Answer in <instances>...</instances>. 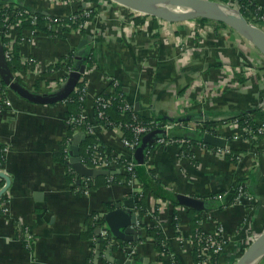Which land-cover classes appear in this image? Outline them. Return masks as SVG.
Masks as SVG:
<instances>
[{"label": "crops", "instance_id": "obj_1", "mask_svg": "<svg viewBox=\"0 0 264 264\" xmlns=\"http://www.w3.org/2000/svg\"><path fill=\"white\" fill-rule=\"evenodd\" d=\"M235 1L239 5L240 0L229 3ZM254 1L264 6V0ZM8 4L58 15L84 6L77 1L0 0V8ZM95 4L94 16L83 31L73 29L61 37L43 32L31 37L28 29L23 32L27 39L18 43L20 63L15 69L10 66L14 77L33 92L52 93L50 81L63 74L60 69L69 53H74L77 69L85 64L82 57L92 53L95 67H85L84 72L93 68L86 75L93 93L101 94L111 78L117 79L141 115L179 120L172 132L174 141L156 142L146 165L166 189L204 202L205 207L198 213L199 225L206 232L221 229L227 244L219 264H234L239 246L248 244L246 239L252 233L249 228H253L254 235L264 228V153L258 140L242 141L234 135L239 131L237 127L225 129L223 124L242 112L262 107L264 56L228 25L193 20L165 22L148 14L137 15L129 7L111 1L98 0ZM36 61L59 67L56 72L40 69L30 73L39 68ZM8 88L6 85L5 94L0 95V172L10 177L9 187L0 196V264H127L118 247L121 239L108 232L114 237L110 243L98 235L97 229L91 237L85 233L91 216L102 218L105 225L104 216L117 203L135 208L132 193L142 190L141 182L106 183L88 193L79 192L88 177L75 171L76 182H72L66 164L59 159L71 129L72 135L64 144L69 163L76 135L73 125L67 123V104L31 102ZM2 99H11L12 106ZM92 102L88 100L86 106L94 117ZM207 125L213 126L217 134H212L219 137L223 129L233 134L226 144L230 149L243 150L237 162L228 160L217 146H204L189 137L193 130L202 131L203 141ZM182 133L190 140L186 144L176 137ZM94 134L109 157L133 158L137 165L135 152L123 146L117 129L102 126ZM89 135L79 140L81 159L80 148ZM108 170L113 174L107 175L126 174L121 165ZM238 181L246 192L227 204L228 192ZM6 183L0 176V190ZM218 199L224 201V207L208 206ZM159 200L152 197L149 207ZM169 202L172 210L179 208L181 213L178 234L171 231V213L167 210L162 215L170 248L182 264H195L194 246L181 240L193 235L190 207ZM106 203L113 206L107 208ZM143 233L145 230L140 236ZM127 242L138 244L140 259L155 262L153 239Z\"/></svg>", "mask_w": 264, "mask_h": 264}, {"label": "built area", "instance_id": "obj_2", "mask_svg": "<svg viewBox=\"0 0 264 264\" xmlns=\"http://www.w3.org/2000/svg\"><path fill=\"white\" fill-rule=\"evenodd\" d=\"M57 1H62V2H65V1L75 2V1H77V3L84 5L81 9H78L76 11H70L66 15H58V14H50V13L44 14L43 13L44 16L46 17L47 21H48L47 22L48 27L51 30L53 29L57 33H66L67 32L65 30V28L68 27L69 25L67 23H65L66 19L76 21V20H78L79 16H90L93 12V7L96 5L95 3L89 2V0H57ZM106 2H109V1L106 0ZM111 2L116 3L112 0H111ZM104 4H107V3H104ZM229 4L235 8H239L238 4H233V5L231 3H229ZM8 5H5V6L0 8V21L3 20V23L0 24V38L2 41L3 48L5 50V56H6L7 60L10 62L13 60V58L15 56V50H14L15 44L17 42L20 43V42L25 41L27 39L25 37V35L23 36V32L25 33V31L27 29H23L21 31L22 35L18 31V29H20V27L23 23V18H20L19 16L21 14H25L26 16H29L32 18V22H35L39 12H36L34 10H31V9H28L25 7H20L18 5H16V6L14 5L13 7H10V6L8 7ZM129 9H130V11H132L133 13H135L137 15H145L144 13H141L137 10H134L131 8H129ZM259 10H263V13H261V14L255 13L252 15V18L249 20L264 28V6L261 5L259 7ZM89 22L90 21H84L82 23L80 22L78 28H75V30H78V31L85 30L86 28L89 27ZM28 32L31 35V37H33L36 33L35 31H33L31 29H28ZM68 61H70L69 56H67V62H63L64 66L61 67L62 69H60L61 73L63 72V74L60 75V77L55 78V79L50 81L49 87H50V90L52 92L59 90L67 82L70 74L77 69V66H74L73 63H69ZM23 62L25 64L29 63V61L26 59H23ZM36 62L38 64L39 68H37L36 70H34V69L29 70L30 73H36L37 70H40V69H42L43 71H54L55 70L54 72H56V69L58 68V67H56V64L51 65L48 63H42L40 61H36ZM91 66L95 67V64H92V65L86 64V67H91ZM92 70H93V68H87L86 71L81 74L79 82L76 85L73 92L77 93L79 95V98L82 101H86V103L88 100L92 99L93 102L91 104H93L94 108L97 107L98 109H97V113H96V110L94 109L95 116L93 117L90 113L89 105L88 106L84 105L78 116L67 117V123L71 126L73 125V127H74L73 130L76 134L82 133L84 135H87V134L96 133L97 129L102 127V125L100 124L101 123L100 120H107L106 109L113 103V101L115 99L120 97V99L122 101V103L120 105L121 110L123 112H125V111L131 112L132 111L133 112V118L135 119L134 122L129 124L130 131H131L130 135H127L123 131L122 124H112V126H111V128L118 130L119 136H120V141L125 148H128L131 152H135L136 149L138 148V146L140 145L143 137L146 134H148L151 131L158 129V128L163 129L164 135L159 137L156 140V142L166 143L167 141H174L172 136H171V129L173 127V124L160 122V121H157L155 119H151L150 121H137L138 120V114L136 113L137 109L135 108L133 103L127 99V97L124 95V93H119L116 96V94H117L116 87H118L120 85L119 80L111 78L110 79L111 81H109L110 83H109L106 91L102 92L101 94L93 93V91L89 87V82L86 78V75L89 72H91ZM17 74L19 75L20 72H17ZM0 81H1V78H0ZM3 93L5 94V89L0 93V95H3ZM67 99L63 102L67 103ZM2 102L7 106H12V104H13L11 99H2ZM91 104H90V106H91ZM261 108L264 112V102H263ZM223 126L225 129L228 126H230L231 128L233 126L237 127L239 129V131L234 135H235V137L241 139L242 141L251 142L252 139L257 140V138H255L254 136H251V135H253L252 134L253 131L250 132L247 128L239 127L237 120H233V119L227 120V121H225ZM108 128H110V127H108ZM225 129H223V132H221L220 136L227 140L228 136H230V135H228V132L225 131ZM212 130H215V128H212ZM217 131L218 130H216V132ZM257 131H258V133H261L264 135V119L259 122ZM249 133H251V134H249ZM248 135H250V136H248ZM189 141H190L189 139H179L180 143H185V142H189ZM257 144H259V146L262 147V149H264V140L263 141L261 140L260 143H257ZM153 145H151L147 149V151L145 153L144 163H147L148 159H150L152 149H153V147H152ZM218 152H221L224 154L225 152H231V149L226 144L225 147H218ZM121 159H122V157H109L107 155V153L101 148V144L96 142L92 147V153H91L89 160H90V163L92 164V166L95 168L110 169V168H112L113 165H121L124 167L126 174L132 173L130 181L128 182V184L140 185V181L136 177V174L134 172L135 167H136L134 159L133 158H126L123 161ZM81 160L85 165H87L86 164L87 161L85 159H81ZM83 183H84V188L89 190V186L91 185L90 178H86ZM138 192H140V191H138ZM244 192H246L244 190V188L240 187L239 188V196L237 197V199H239L244 194ZM245 195H247V194H245ZM249 198H251V197H249ZM157 203H159L158 215L155 212V210H156L155 206L152 208L149 207L146 217H149L150 221H147L141 225H138V229H139L138 241H140L142 237L147 236V230H146L147 228L146 227L151 226L153 224L155 225L156 221L158 222L159 226L162 228L163 232L167 236V233L163 228V226H165L166 222L164 221L163 216H162L165 214L164 212L167 210H168L167 212L171 213V217H172L171 225L173 226V230L171 229V231H175V233H177V234L180 232V230H181V224H180L181 215L180 214L181 213L179 211V208L172 210L170 208V207H172V204L169 201H165V200H159V201H157ZM133 209L137 212V214L139 213L137 210V207H135ZM185 210H186V207H185ZM142 218L144 219L145 217H142ZM174 220L176 221V224L173 222ZM200 220L201 219H199V223H200ZM99 228H101V230L98 233V235L108 239V241H110V243H111L112 238H114V237H109V233H108L107 229L105 228V225H101ZM144 230H145V233H143L144 235L140 236L141 232H143ZM249 230L251 232H253L252 228H249ZM250 236H253V238H251ZM250 236L247 237V239H246L248 244L245 246H247V247L250 244L249 242L250 241L252 242L253 239H255V237L257 235H254V232H253V234H251ZM218 237H221V238L219 239ZM146 239H152V238L147 237ZM146 239H144V240H146ZM94 240L96 242L97 238H95ZM181 240L184 241L186 244H192V246H194V247L196 246L195 243L197 242V245L199 248V253H200L199 255L202 258L201 261L198 262V264H207V262L210 261L211 252H220V253L224 252L226 249V244H227V239L224 236H222L221 229L218 230L217 232H206L204 229H202L200 227V225L198 227V231L194 235L189 236V239H183L182 238ZM118 247H119L120 253L123 254L127 258V260L136 261V262H138L140 260V258H139V247H138L137 243L129 242L127 244H118ZM176 256L177 255L174 252L164 254L163 260H162L163 264H180L176 261Z\"/></svg>", "mask_w": 264, "mask_h": 264}, {"label": "water", "instance_id": "obj_3", "mask_svg": "<svg viewBox=\"0 0 264 264\" xmlns=\"http://www.w3.org/2000/svg\"><path fill=\"white\" fill-rule=\"evenodd\" d=\"M118 4L137 10L141 13L148 14L169 22H183L197 18H206L212 21L221 22L241 36L250 41L264 56V28L250 21L239 8L219 0H112ZM86 65L80 64L78 69L70 74L67 82L57 91L52 93H37L22 85L10 69L9 62L5 56V50L0 40V78L12 91L17 95L35 103L52 104L65 101L74 91L79 82L81 74L84 72ZM164 135L161 128L155 129L146 134L140 145L135 151V160L137 164H143L147 149L153 145L156 140ZM84 134H76L70 146L69 155L72 167L78 175L93 178L99 175L113 174L108 169L89 167L85 165L79 155L78 143ZM203 141L217 147H225L227 140L215 134L207 132ZM0 176L7 181L6 185L0 190V196L7 190L10 184V177L4 172ZM80 182V179L78 180ZM147 182L155 188H158L162 194H166L163 188H159L154 182L147 179ZM165 196V195H164ZM166 197V196H165ZM168 197V195H167ZM169 199L189 206L190 208L203 209L205 204L199 198L189 195L171 192ZM195 203H198L195 205ZM201 204V206L199 205ZM105 228L117 239L124 241H135L139 239L138 225L144 223V220L133 208L122 206L117 203L114 208L104 216ZM101 228L96 231L100 232ZM100 238H98V242ZM99 247V243L97 244ZM99 252V251H98ZM99 254V253H97ZM264 257V231L248 245L244 252L237 258L234 264H256ZM143 264H149L145 259ZM127 261V264H142V262Z\"/></svg>", "mask_w": 264, "mask_h": 264}, {"label": "trees", "instance_id": "obj_4", "mask_svg": "<svg viewBox=\"0 0 264 264\" xmlns=\"http://www.w3.org/2000/svg\"><path fill=\"white\" fill-rule=\"evenodd\" d=\"M97 1L98 0H89V2H92V3H97ZM109 1H111V0H109ZM221 1L225 2L227 4H229V2H230V0H221ZM9 6L13 7L14 5L9 4L8 7ZM260 6L261 5L256 3L254 0H240L239 1V8L248 19H251L252 15L255 13H259V14L263 13V10H259ZM94 8L95 7H93V12L90 16H79L78 20H76V21L66 19L65 23H67L69 26L66 27L65 30L71 31L75 28H78L80 22L82 23L84 21H90L92 19V17L94 16V12H95ZM19 17L23 18V23H22L20 29H18V31L20 33L23 29H31V30L35 31L36 34L43 32V33H46L47 35H50V36H58V37L64 36V34L57 33L56 31H54L53 29L51 30L48 27V25H47L48 21H47V19L43 13H40V12L38 13V16H37L35 22H32V18L29 16H26L25 14H21ZM195 20L199 23H202V24H204L206 22H215V23H218L219 25H226L224 23L212 21V20H209L206 18H197ZM2 23H3V20L0 21V24H2ZM18 47H19V44L17 42L16 45L14 46L15 56H14L13 60L9 62V66H11V69H15L16 66H18L20 63V59H19L20 55H19V48ZM68 56L70 57V63H73L74 66H77L78 65L77 59L74 58V53L70 52ZM82 58H83V62L85 64L86 63L91 64V65L95 64L94 57L92 56V53L85 54ZM63 59H64V57H63ZM56 67H59V64L56 65ZM5 86L6 85L1 80L0 81V91H3L5 89ZM116 91H117L116 96L119 93H124V95L126 96L124 90L120 86L116 87ZM121 103H122V101H121L120 97L115 99L113 101V103L106 109L107 120H100V122H101L100 124L102 126H105V127H111L112 124H122L123 131L127 135H130L131 131H130L129 124L134 122L135 119L133 118V112L132 111L131 112L130 111L123 112L121 110V108H120ZM66 104L68 107L67 108V114H66L67 117H73V116L79 115L82 107L84 105H86V101H82L79 98V95L77 93L72 92L70 94V96L68 97ZM94 109L96 110V113H97L98 108L96 107ZM136 113L138 114V120L137 121H150L151 119H155V120L160 121V122L173 124V127L171 129V136L173 135L172 134L173 129L178 127L180 124L179 120H175V119L170 120L169 118H167L165 116H161V115L144 116V115H141L138 111H136ZM231 119L237 120L239 127L247 128L250 132L253 131V133H252L253 135H251V136H254L255 138H257L259 143L261 140L262 141L264 140V135L261 133H258V131H257L259 122L264 119V112H263L262 108L254 109L251 112H242V113L238 114L237 116L231 117L228 120H231ZM212 127L210 125H207L206 127H204L205 130H203V131L204 132L206 131L209 133H212V132L215 133L214 130H212ZM71 128H73V126ZM201 132L202 131L193 130L192 135L189 137H191V138L194 137V139H193L194 142H198V143L200 142L204 146H211L210 144H207L204 141H202L203 134H201ZM215 134H217V133H215ZM249 134H251V133H249ZM71 135H72V130L69 129L67 135L64 138L66 141L65 140L63 141L61 150L59 151L60 157L59 156L58 157L60 160H62L66 164L69 179L71 178L72 182L73 181L76 182L75 177H74L75 176V170L72 167L71 163H68L67 159L65 158L66 152L64 150V148H65L64 144L67 142V139ZM230 135H233V134H230ZM248 136H250V135H248ZM176 137H179V139L180 138L181 139H188V137H186L183 133L180 135H177ZM97 138H98V135L93 133V134L89 135L81 145L80 154H81L82 158L87 161L88 164L90 163L89 159H90V156L92 153V147L96 143ZM172 138H175V137L172 136ZM254 140L255 139H252L251 142H253ZM186 143L187 142H185V144ZM260 150H261V152L264 153V149H262V147H260ZM242 152H243V150H241V149H231V152H225L224 155L228 160L233 161V162H237L240 159L237 157V154L242 153ZM124 159H126V158L122 157L121 160L123 161ZM134 172L136 174V177L139 179V181L142 184V190L140 192L137 191L135 193H132V196L135 198V201H136L135 204H136L137 210H138L141 217H146L149 206H150V199L152 197L160 198L162 200H169L174 205L179 204V203L173 201L172 199H169V195L172 191L166 189L162 185V182L159 181L155 176H153L151 171L148 169L146 163L137 164ZM131 175H132V173H127V174L121 173V174H114V175H100V176H97L95 178L90 179L91 185L89 186V189H91V190L95 189V188H97L101 185H104L106 183H128L130 181ZM147 179L154 182L157 187L163 188L164 189L163 191L166 194H162L158 188H155L152 185H150L147 182ZM240 184H242V183H240V181H238L236 183V185L234 186V188L232 187V189L228 192V195L226 197L227 204H232L236 201L237 197L239 196V188L241 186ZM79 188H80L81 192H83V189H82V188H84L83 183L79 186ZM219 193H221V192H218V194ZM167 195H168V197H167ZM247 200H249V199H247ZM223 202L224 201L219 200V199L214 200L213 203L211 202L212 205H210L211 204L210 203L208 206L209 207L212 206V208L215 206L222 208L225 205ZM197 204L198 203H195V205H197ZM199 205L201 206L200 203H199ZM112 206H113V203H106L107 208L112 207ZM158 206H159V203H156L155 212L157 215H158ZM188 212L191 215V226H192L193 235H194L198 231V227H199V219L200 218L198 216V213L200 214L202 211L197 207H195V208L191 207V208H189ZM173 222L176 224L175 220ZM102 224H103L102 218L95 217V215L91 216L88 219V228H87V231L85 233V236L86 237L87 236L88 237L93 236L96 228ZM146 228H147L146 229L147 230V236L142 237L141 240H144L147 237H150L155 241V251L157 252V255H156L157 257H156V261L153 262L152 264H163V262H162L163 255L170 253V252H173L172 249L170 248L168 238H167L166 234L163 232L162 228L159 226L157 221H156L155 225L153 224L151 226H147ZM218 238L220 239L221 237H218ZM127 243H129V242L122 240V244H127ZM131 243H136V242H131ZM195 244H196V246L194 247V250H193L194 263L198 264V262L201 261L202 258L199 255L200 253H199V248H198L197 242ZM239 248L240 249L237 251V253L234 257V260H237V258L240 257V255L244 252V250L247 248V246L243 245L241 247L239 246ZM222 253L223 252H221V253L220 252H211V258H210V261L207 262V264H219V258H220ZM176 261L178 263L182 264V262L180 261L178 256H176ZM107 264H116V263L111 262V261L110 262L107 261ZM256 264H264V257L262 259H260Z\"/></svg>", "mask_w": 264, "mask_h": 264}, {"label": "rangeland", "instance_id": "obj_5", "mask_svg": "<svg viewBox=\"0 0 264 264\" xmlns=\"http://www.w3.org/2000/svg\"><path fill=\"white\" fill-rule=\"evenodd\" d=\"M236 3H237V2L235 1V4H236ZM189 21H190V20H189ZM191 21H192V20H191ZM193 21L195 22L196 20L193 19ZM8 89H9V88H8ZM237 157L240 158V157H241V153H238V154H237ZM82 189H83V192H82V193H84V194H85V193H88V191H89V190L86 189V188H82ZM80 192H81V190H80ZM251 228H252V227H251ZM96 229H97V228H96ZM253 231H254V230H253ZM262 231H264V228H263V229H260V231L258 232V234H260ZM252 233H253V232H252ZM252 233H251V234H252ZM250 237L253 238V236H250ZM255 238H256V237H255ZM253 240H254V239H253ZM249 243H252V242L250 241Z\"/></svg>", "mask_w": 264, "mask_h": 264}]
</instances>
